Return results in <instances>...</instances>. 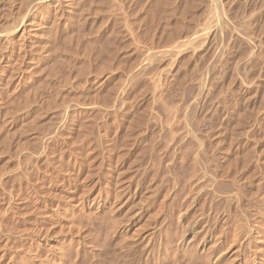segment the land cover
Here are the masks:
<instances>
[{"label": "rangeland", "instance_id": "374dc122", "mask_svg": "<svg viewBox=\"0 0 264 264\" xmlns=\"http://www.w3.org/2000/svg\"><path fill=\"white\" fill-rule=\"evenodd\" d=\"M9 1H0L1 19L10 14H6L11 7ZM83 1L85 6L87 3L91 6L88 10L86 8L88 12L84 9ZM89 1L79 0L78 9L83 6L79 11L83 9L81 15L85 19L88 18L83 24L81 22L84 18L79 17V11H76L79 16L75 12L61 11L58 15L62 16L57 15L58 19H53L55 22H52L51 18L49 27L52 28L54 23L57 28L53 26L50 30L48 27L50 31L47 29L45 34L50 35L49 32L53 29H56L57 33L53 32L51 37L46 35L52 39L46 40L50 41L49 44L44 42L47 37L44 38L43 34L41 37L44 40H37V45L40 46L32 51L33 57H39L40 66L35 69L37 74L34 73L35 76L25 82L16 78L0 92V264H11L7 256L9 251L17 252L20 257L25 256L24 259H29L28 262H31L28 257L36 254L38 261L43 260L42 264H54L55 262L45 255V247L50 244H75L78 240L84 242L81 250L83 253L80 251L84 256H80V252V255L76 256L73 245L67 246L71 254L69 260L73 258L72 253L76 257L74 260H77V263L72 260L74 264H96L92 257L93 251L100 254V264H226L225 260H229L230 253H236L235 248L241 253L245 252L244 255H251L245 264H252V255L257 246L262 248L259 252L264 254V0H223L227 14L218 10L217 4L214 5L215 0H165L167 3L164 0H106L107 3L105 0ZM114 1L119 3L116 2L115 6ZM143 2L147 9L142 6ZM6 4H9V7H6ZM163 4L168 6L164 7ZM112 5L116 7L115 10L112 8L116 13L108 9ZM20 10L23 14V9ZM99 11L101 13H98ZM86 13L91 14L86 17ZM68 15H72L71 19L64 18ZM7 16L5 18H8ZM77 17L80 19H75ZM72 20L75 24L71 23ZM56 21H59V24ZM135 21L140 22L134 23ZM210 21L215 26H219V23L224 26H220V33H216L219 37L215 35L219 42H215L214 37L215 40L212 39L213 42L209 44L199 41V45L197 42H191L192 45L189 46L188 39L192 40L196 34L208 31L213 25ZM79 23L81 26H78ZM213 26L210 29H214ZM130 30L134 34L129 32ZM66 38L68 40L63 41ZM135 38L139 39L138 44ZM130 40L135 41V44H128ZM42 43L46 49L49 47L48 55ZM123 45L129 46L125 48ZM136 45L138 50L135 49ZM143 45L144 48H141ZM147 46L151 51L153 49L155 55L145 68L140 65L148 62L142 61ZM217 47L221 50L223 48V51ZM140 48L145 49L144 52ZM59 49H62V52L64 50L65 54ZM164 50L170 53L161 54ZM133 61L139 63L136 65ZM26 66L27 63L24 67ZM107 68H113V71ZM167 68L169 69L166 70ZM201 84L206 90V97H203L200 109L199 105L194 109L193 101ZM184 131L189 134L180 140L179 135ZM199 140L206 142L205 149L201 148ZM191 168L209 174L203 179L205 184L207 182L209 185L211 178L214 179V190L211 193L198 194L195 189H191L190 193L191 187L187 183V177L193 173H202L195 172L194 169L191 174ZM186 180V183L182 182ZM111 181L116 182L115 185L110 184ZM101 189H106L111 194L98 198L96 194ZM195 196L196 198H193ZM225 196L236 200L232 204L228 203L224 200ZM94 197H97L96 201L91 202ZM207 214L212 225L215 224L214 228L210 229L212 236L209 237L205 235V223L201 225L200 222H195ZM218 215L224 216L223 220H218ZM73 222L79 224L76 226ZM239 222L252 224L250 229L253 240L247 239V245L241 240L233 246L230 242L231 235ZM196 223L204 226L202 230L206 228L205 234L204 230L201 232L200 225V233L198 229L196 234L190 231L192 224ZM58 228L63 229L57 232ZM64 229L69 233L64 232ZM37 231L40 234L36 233ZM107 236L109 238H106ZM30 237L32 238L27 239ZM35 239L38 240L37 243ZM111 240L116 242L115 246ZM215 240L217 245L213 244ZM18 242L26 244L24 249H28L24 252L23 246H19L22 244ZM185 243L187 244L184 245ZM14 244L21 248L13 246ZM12 247L23 251L18 252ZM217 255H220L219 260H216Z\"/></svg>", "mask_w": 264, "mask_h": 264}, {"label": "bare ground", "instance_id": "6f19581e", "mask_svg": "<svg viewBox=\"0 0 264 264\" xmlns=\"http://www.w3.org/2000/svg\"><path fill=\"white\" fill-rule=\"evenodd\" d=\"M0 1H2V0H0ZM11 1V7H9L7 4L5 5L6 7L8 6L9 8H8V12L6 13V14H9L8 16L7 15H5V16H7L8 18H5V16L3 17L4 19H1L0 18V92L2 91V89L5 87V89H6V85H8V84H10V82L12 81L13 82V80L14 79H16V78H18L20 81L21 80H23V82H25L27 79H30L33 75H34V73H36L35 72V69L37 68H39L38 66H40L39 65V57L37 58V57H33V49L35 48V47H37L38 45V43L39 42H41V41H43L44 40V38L45 37H47V36H50L53 32H56L54 29H53V31L52 32H49V34L50 35H47V34H45L46 33V31H47V29H48V27L50 26L49 25V23L51 22V18H52V22H55L54 20H56V19H58V18H56V17H61L62 15H58L61 11H67V12H75L76 13V11L78 12L79 10H80V8L82 7L83 8V6H85V2L83 1V6H81L79 9H78V4H79V0H10ZM10 1H9V3H10ZM86 2H87V0H85ZM89 1V0H88ZM90 1H92V0H90ZM90 1H89V3H90ZM101 1H103V0H101ZM100 1V2H101ZM108 1V0H107ZM152 1V0H151ZM154 1V0H153ZM158 1V0H157ZM165 1V0H164ZM197 1V0H196ZM209 1V0H208ZM5 2H6V0H5ZM81 2V1H80ZM97 2H99V0L97 1ZM105 2H106V0H105ZM116 2H118V1H114V5L116 6L117 5V3ZM124 2H125V0H124ZM134 2V1H133ZM136 2V1H135ZM142 2V1H141ZM145 2V1H144ZM143 2V3H144ZM146 2H147V0H146ZM149 2V1H148ZM166 2V1H165ZM207 2V1H206ZM205 2V3H206ZM216 2V3H215ZM82 3V2H81ZM92 3V2H91ZM93 3H94V1H93ZM96 3V2H95ZM104 3V2H103ZM107 3V2H106ZM105 3V4H106ZM111 3V2H110ZM109 3V4H110ZM116 3V4H115ZM119 3V2H118ZM152 3V2H151ZM167 3V2H166ZM214 5H216L217 4V7H219V9L218 10H221V11H219V13L221 12V13H226L227 11H225L224 10V4H223V0H215L214 1ZM98 4V3H97ZM112 4H113V2H112ZM150 4V3H149ZM156 3L154 2V5H155ZM160 4V3H159ZM158 4V5H159ZM165 4V3H164ZM163 4V5H164ZM80 5H82V4H80ZM88 5V7H86ZM92 5V4H91ZM94 5V4H93ZM108 5V4H107ZM123 5H125L124 3H123ZM152 5V4H151ZM162 5V4H161ZM167 6H168V4H166ZM166 5H164V7L166 6ZM206 5V4H205ZM86 6H85V11H86V8H87V10H88V8H89V6H90V4H86ZM100 6H102V4L100 5ZM105 6V5H104ZM113 7V5H112V7H110L109 6V8L108 9H111V11H113V12H117V11H114L115 10V8L116 7ZM118 6L120 7L121 5H119L118 4ZM117 6V7H118ZM128 6V5H127ZM126 6V7H127ZM134 6V5H133ZM136 6V5H135ZM142 6H145V3H144V5H142ZM199 6V5H198ZM207 6V5H206ZM209 6V5H208ZM207 6V7H208ZM6 7H4V8H6ZM91 7V6H90ZM124 8H125V6H123ZM148 7V6H147ZM151 7V6H150ZM150 7H148V8H150ZM206 7V8H207ZM210 7V6H209ZM213 6H211V9H213L212 8ZM216 7V6H215ZM216 7V8H217ZM227 7V6H226ZM2 7H0V9H1ZM23 9V14L20 12V11H22V10H20V9ZM97 8H99V7H97ZM102 8V7H101ZM106 8V7H105ZM112 8H114V10L112 9ZM120 8H122V7H120ZM131 8V7H130ZM134 8V7H133ZM145 8H146V6H145ZM159 8H161V6L159 7ZM10 9V10H9ZM24 9H25V11H24ZM95 9V8H94ZM137 9V8H136ZM140 9H141V7H140ZM147 9V8H146ZM163 9V8H162ZM2 10V9H1ZM7 10V9H6ZM83 9H81V11H79L78 12V14H80L81 15V13L84 11H82ZM98 9H96V11H97ZM102 10H106V9H102ZM101 10V11H102ZM132 10V9H131ZM164 10V9H163ZM183 10V9H182ZM230 10V9H229ZM4 11V10H3ZM10 11V12H9ZM93 11V10H92ZM95 11V10H94ZM109 11V10H108ZM107 11V12H108ZM124 11H125V9H124ZM137 11V10H136ZM136 11L134 12V11H132V12H134V13H136ZM217 11V10H216ZM1 12V11H0ZM6 12V11H5ZM86 12H88V11H86ZM89 12H90V10H89ZM104 11H102V13H103ZM118 12H120V11H118ZM156 12V11H155ZM161 12V11H160ZM167 12V11H166ZM208 12V11H207ZM85 13V12H84ZM94 13V12H93ZM95 13H97V12H95ZM98 13H101L100 11L98 12ZM111 13V12H110ZM168 13V12H167ZM228 13V12H227ZM226 13V14H227ZM20 14V15H19ZM22 14V15H21ZM66 14H68V13H66ZM66 14H64V15H66ZM74 14V13H73ZM77 13H76V15H78ZM91 13H86V14H84L85 16L86 15H90ZM113 14V13H112ZM129 14V13H128ZM132 13H130L129 15H131ZM137 14V13H136ZM135 14V15H136ZM154 14V13H153ZM156 15H157V13H155ZM159 14V13H158ZM170 14V13H169ZM225 14V15H226ZM1 16H2V14H0ZM19 15V16H18ZM58 15V16H57ZM82 15H83V13H82ZM79 16V17H82V18H84L85 19V17L84 16ZM96 15V14H95ZM94 15V16H95ZM107 15V14H106ZM134 15V14H133ZM134 15V16H135ZM171 15V14H170ZM222 15V14H221ZM220 15V16H221ZM0 16V17H1ZM69 16V15H68ZM64 17V18H70L71 19V17L70 16H72V15H70L69 17ZM98 16V15H97ZM109 16V15H108ZM111 16V15H110ZM154 16L155 15H153V19H154ZM166 16H168V15H166ZM175 16V15H174ZM218 17H220L219 15H217ZM79 17H77V18H75V19H80ZM87 17V16H86ZM112 17H113V15H112ZM56 18V19H55ZM73 19H74V15H73V17H72ZM95 18V17H94ZM104 18V17H103ZM115 18V17H114ZM118 18V17H117ZM121 18V17H120ZM129 18V17H128ZM134 18V17H133ZM144 18V17H143ZM157 18V17H156ZM167 18V17H166ZM54 19V20H53ZM59 19H61V18H59ZM69 19V20H70ZM83 19V20H84ZM88 19V18H87ZM87 19H85L84 21L82 20V24H83V22L85 23V21L87 20ZM119 19V18H118ZM122 19V18H121ZM140 19V18H139ZM212 19V18H211ZM214 19V18H213ZM223 19V18H222ZM63 20V19H62ZM67 19H65V21H66ZM77 20H75L76 22H79V21H77ZM99 20V19H98ZM111 20V19H110ZM117 20V19H116ZM116 20H115V22H116ZM120 20V19H119ZM127 20V19H126ZM207 20H209V18L207 19ZM216 20V19H215ZM215 20H213V22L215 21ZM218 20H221V19H218ZM60 21V20H59ZM59 21H56V23H58ZM73 21V20H72ZM71 21V23H74L75 24V22L73 21L72 22ZM100 21V20H99ZM114 21V20H113ZM129 21V20H128ZM133 21V20H132ZM145 21H147V20H145ZM151 21V20H150ZM68 22V21H67ZM87 22V21H86ZM123 22V21H122ZM122 22H120L121 24H122ZM130 22V21H129ZM137 22H140V21H137ZM136 21L134 22V23H137ZM143 22V21H142ZM149 22V21H148ZM154 22V21H153ZM210 22H212V21H210ZM209 22V23H210ZM213 22L212 23H210V24H213ZM216 22V21H215ZM214 22V24H216ZM220 21H218V23H219ZM221 22H222V20H221ZM63 23H65V22H63ZM81 23H79L78 24V26L81 24ZM95 23V22H94ZM101 23V22H100ZM119 23V22H118ZM127 23V22H126ZM144 23H146V22H144ZM152 23V22H151ZM208 23V24H209ZM223 23V22H222ZM227 23V22H226ZM54 23H52V28H53V26H55V25H53ZM59 24V23H58ZM66 24H69V23H66ZM74 24H73V26H74ZM93 24V23H92ZM103 24H105V23H103ZM113 24V23H112ZM133 24V23H132ZM142 24V23H141ZM213 24V25H214ZM60 25H62L61 24V22H60ZM64 25V24H63ZM70 25V24H69ZM114 25V24H113ZM119 25V24H118ZM123 25H125V24H123ZM122 25V26H123ZM137 25V24H136ZM139 25V24H138ZM166 25V24H165ZM212 25V26H213ZM223 24H220L219 23V26H218V24L215 26V28L214 29H210L212 26H210V28L208 27V26H206V27H208L209 28V30L208 31H206V32H202V33H200V34H196L193 38H191L192 40H190V39H188V45L190 46V44H191V42L194 44V42H201V41H203L204 43H208L209 44V42H211L212 41V39L213 40H215L214 39V37H215V35L216 36H218L219 34H216V33H220L219 32V30H220V26H222ZM224 25H225V23H224ZM68 26V25H67ZM75 26H77V23H76V25ZM81 26V25H80ZM112 26V25H111ZM128 26V25H127ZM131 26V25H130ZM133 26V25H132ZM143 26V25H142ZM148 26V25H147ZM157 26V25H156ZM168 26V25H167ZM213 26V27H214ZM217 26H218V28H217ZM228 26H229V24H228ZM227 26V27H228ZM59 27H61V26H59ZM64 27V26H63ZM83 27V26H82ZM92 27V26H91ZM106 27V26H105ZM161 27V26H160ZM162 27H163V25H162ZM206 27H204L205 29H206ZM222 27H224V26H222ZM49 28H51V27H49ZM52 28L50 29V30H52ZM55 28H57V26H55ZM66 28V27H65ZM68 28V27H67ZM73 28H75V27H73ZM72 28V29H73ZM77 28H79V27H77ZM125 28V27H124ZM128 28V27H127ZM138 28V27H137ZM145 28V27H144ZM143 28V29H144ZM165 28H166V26H165ZM64 29V28H63ZM76 29V28H75ZM116 29V28H115ZM149 29H150V27H149ZM202 29V28H201ZM219 29V30H218ZM49 30V29H48ZM49 30V31H50ZM59 30V29H58ZM57 30V31H58ZM61 30H62V27H61ZM61 30H59V31H61ZM70 30V29H69ZM77 30V29H76ZM75 30V31H76ZM133 30V29H132ZM136 30V29H135ZM152 30V29H151ZM63 31H65L66 32V30L64 29ZM71 31V30H70ZM74 31V32H75ZM78 31V30H77ZM98 31V30H97ZM127 31V30H126ZM141 32H142V30H140ZM202 31V30H201ZM62 32V31H61ZM79 32V31H78ZM116 32V31H115ZM121 32V31H120ZM129 32H131V33H133L131 30L129 31ZM128 32V33H129ZM144 32V31H143ZM148 32V31H147ZM156 32V31H155ZM224 32V31H223ZM57 33V32H56ZM72 33V32H71ZM77 33V32H76ZM96 33V32H95ZM113 33V32H112ZM146 33V32H145ZM43 34H45V36H43ZM62 34V33H61ZM70 34V33H69ZM75 34V33H74ZM93 34V33H92ZM97 34V33H96ZM117 34V33H116ZM115 34V35H116ZM122 34V33H121ZM134 34V33H133ZM132 34V35H133ZM135 34H136V32H135ZM138 34V33H137ZM140 34V33H139ZM148 34H149V32H148ZM147 34V35H148ZM151 34V33H150ZM158 34V33H157ZM169 34V33H168ZM47 35V36H46ZM53 35V34H52ZM51 35V36H52ZM56 35V34H55ZM63 35V34H62ZM108 35H109V33H108ZM119 35V34H118ZM118 35H117V37H118ZM123 35V34H122ZM142 35H144L143 33H142ZM155 35V34H154ZM159 35V34H158ZM41 36H43L44 38H42ZM50 36V37H51ZM65 36H67V35H64V37ZM70 36H71V34H70ZM120 36V35H119ZM130 35H128V37H129ZM139 36V35H138ZM157 36V35H156ZM164 36V35H163ZM50 37L48 38H46L45 40H44V42L48 39V40H52V39H50ZM55 37V36H54ZM59 37V36H58ZM58 37H56V38H58ZM68 37V36H67ZM82 37V36H81ZM105 37V36H104ZM126 37V36H125ZM127 37V38H128ZM131 37V36H130ZM140 37H142L141 35H140ZM139 37V38H140ZM219 37V36H218ZM43 39V40H41V41H39V39ZM83 38V37H82ZM101 38V37H100ZM133 38H134V36H133ZM132 38V39H133ZM143 38V37H142ZM149 38H150V36H149ZM148 38V39H149ZM168 38V37H167ZM170 38V37H169ZM168 38V39H169ZM216 38V41L215 42H217L218 40V38L217 37H215ZM60 39H61V36H60ZM63 39V38H62ZM73 39V38H72ZM77 39V38H76ZM78 39H79V37H78ZM109 39V38H108ZM120 39V38H119ZM118 39V40H119ZM122 39V38H121ZM129 39V38H128ZM37 40L39 41V42H37ZM65 40H68L67 38L66 39H64L63 41H65ZM105 40H106V38H105ZM123 40H124V38H123ZM122 40V41H123ZM134 40V39H133ZM138 41H139V39H137ZM136 40V38H135V41H136V43L138 44V41ZM142 40V39H141ZM144 40H145V37H144ZM144 40H142V42L144 41ZM151 40V39H150ZM238 40V39H237ZM74 41V40H73ZM108 41V40H107ZM110 41V40H109ZM122 41H121V43H122ZM135 41L134 42H131V40H130V42L128 43V44H135ZM147 41V40H146ZM145 41V42H146ZM47 42V41H46ZM48 42H50V41H48ZM47 42V43H48ZM54 42V41H53ZM57 42H59V40H57ZM62 42V41H61ZM66 42V41H65ZM68 42V41H67ZM105 42V41H104ZM141 42V41H140ZM141 42V43H142ZM150 42V41H149ZM166 42V41H165ZM213 42V41H212ZM219 42V41H218ZM240 42V41H239ZM244 42V41H243ZM73 43V42H72ZM72 43H69V44H72ZM106 43V42H105ZM110 43V42H109ZM115 43V42H114ZM124 43V42H123ZM140 43V44H141ZM154 43H155V41H154ZM167 43V42H166ZM165 43V44H166ZM178 43H180V42H178ZM181 43H182V41H181ZM186 43V42H185ZM249 43V42H248ZM43 44V43H42ZM49 44V43H48ZM87 44V43H86ZM119 44V43H118ZM125 44V43H124ZM126 44H127V42H126ZM133 44V45H134ZM143 44L145 45V43L143 42ZM147 44V43H146ZM170 44V43H169ZM177 44V43H176ZM184 44V43H183ZM182 44V45H183ZM202 44V43H201ZM217 44V43H216ZM45 45H46V43H45ZM56 45H57V43H56ZM63 45V44H62ZM142 45V44H141ZM144 45H143V47L142 46H140L141 48H144ZM150 45V47H151V44H149ZM171 45V44H170ZM178 45V44H177ZM192 45V44H191ZM197 45H199V43L197 44ZM204 45V44H203ZM223 45V44H222ZM39 46H40V44H39ZM38 46V47H39ZM43 46H44V44H43ZM42 46V47H43ZM49 46V45H48ZM66 46V45H65ZM64 46V47H65ZM100 46H102L103 47V45H100ZM105 46V45H104ZM118 46V45H117ZM124 46V45H123ZM127 46H129V45H127ZM127 46H124L125 48L127 47ZM180 46V45H179ZM179 46H177V48L179 47ZM196 46V45H195ZM37 47V48H38ZM42 47H40V49L42 48ZM45 47V46H44ZM57 47V46H56ZM62 47V46H61ZM72 47V46H71ZM108 47V46H107ZM139 47V46H138ZM149 46H147V47H145L147 50H146V52L142 55V53H141V55H142V57H143V60L142 61H148L147 63H144V65H140V66H143V67H145L146 66V64H150L149 63V61L151 60H153L152 58L154 57V55H155V53L153 52V49H152V51L148 48ZM165 47V46H164ZM163 47V48H164ZM174 47H175V45H174ZM173 47V48H174ZM209 47V46H208ZM220 47V46H219ZM226 47V46H225ZM36 48V51L38 50ZM109 48V47H108ZM116 48V47H115ZM119 48V47H118ZM117 48V49H118ZM128 48V47H127ZM140 48V49H141ZM151 48H153V47H151ZM172 48V47H171ZM172 48V49H173ZM212 48V47H211ZM254 48V47H253ZM39 49V50H40ZM45 49H46V47H45ZM65 49V48H64ZM92 49H93V47H92ZM104 49V48H103ZM107 49V48H106ZM122 49V48H121ZM130 49V48H129ZM135 49H137L138 50V48H137V45H136V48ZM135 49H132V50H135ZM192 49V48H191ZM213 49V48H212ZM211 49V50H212ZM217 49L218 50H221V48L219 49L218 47H217ZM252 49V48H251ZM47 50H49V47H48V49H46L45 50V53L47 52V54L46 55H48V52L49 51H47ZM52 50V49H51ZM54 50V49H53ZM57 50H58V48H57ZM56 50V51H57ZM60 50V49H59ZM62 50V49H61ZM60 50V51H61ZM66 50V49H65ZM72 50V49H71ZM90 50V49H89ZM94 50V49H93ZM123 50V49H122ZM143 52H144V50L143 49H141ZM141 50H139V51H141ZM165 50H167V49H165ZM164 50V52H162L161 54H164V55H166V53H170L169 51L167 52V51H165ZM168 50H170V49H168ZM190 50V49H189ZM193 50H194V47H193ZM195 50H196V47H195ZM225 50V49H224ZM33 51V52H32ZM69 51V50H68ZM84 51V50H83ZM91 51V50H90ZM104 51V50H103ZM102 51V52H103ZM206 51V50H205ZM223 51V48H222V50H221V52ZM43 52L44 51H42V54H43ZM62 52V51H61ZM66 52V51H65ZM71 52V51H70ZM120 52V51H119ZM132 52V51H131ZM220 52V51H219ZM256 52V51H255ZM258 52V51H257ZM36 53V52H35ZM55 53H57V52H54V54ZM58 53H60V52H58ZM112 53V52H111ZM172 53V52H171ZM180 53V52H179ZM190 53V52H189ZM194 53V52H193ZM37 54V53H36ZM41 54V53H40ZM41 54V55H42ZM50 54H51V52H50ZM49 54V55H50ZM52 54H53V52H52ZM62 54H65L64 53V50H63V52H62ZM67 54V53H66ZM74 54V53H73ZM76 54V53H75ZM85 54H86V52H85ZM116 54V53H115ZM129 54H130V52H129ZM157 54V53H156ZM192 54V53H191ZM212 54V53H211ZM218 54V53H217ZM217 54H215V56L217 55ZM256 54H258V53H256ZM45 55V57H48V56H46ZM58 55V54H57ZM70 55V54H69ZM106 55V54H105ZM114 55V54H113ZM62 56V55H61ZM122 56V55H121ZM160 56V55H159ZM174 56H176V55H174ZM220 56H222L221 54H220ZM252 56V55H251ZM50 57H51V55H50ZM53 57V56H52ZM84 57V56H83ZM108 57V56H107ZM114 57V56H113ZM126 57H128V56H126ZM253 57V56H252ZM49 58V57H48ZM55 58V57H54ZM54 58H52V59H54ZM67 58V57H66ZM135 58H136V56H135ZM134 58V59H135ZM219 58V57H218ZM257 58V57H256ZM45 59V58H44ZM47 59V58H46ZM56 59H57V57H56ZM59 59V58H58ZM70 59V57L68 58V60ZM106 58H104V60H105ZM116 59H117V57H116ZM140 59V58H139ZM161 59V58H160ZM40 60H42V59H40ZM158 60V59H157ZM156 60V61H157ZM47 61H49L48 59H47ZM51 61V60H50ZM60 61H61V59H60ZM67 61V60H66ZM73 61V60H72ZM106 61V60H105ZM139 61V60H138ZM142 61L140 62V63H142ZM150 61V62H151ZM162 61V60H161ZM207 61V60H206ZM220 61V60H219ZM58 62V61H57ZM57 62H55L54 61V63H57ZM62 62V61H61ZM64 62V61H63ZM62 62V63H63ZM107 62V61H106ZM112 62V61H111ZM135 61H133V63H134ZM137 62V61H136ZM139 62H137V63H139ZM218 62V61H217ZM250 62V61H249ZM26 63H27V66H26V68L24 67L25 65H26ZM45 63H47V62H45ZM44 63V64H45ZM51 64H53L52 62H50ZM66 63V62H65ZM69 63H70V61H69ZM130 63V62H129ZM137 63H134V64H136L137 65ZM212 63V62H211ZM48 64V63H47ZM111 64V63H110ZM134 64H133V66H134ZM152 64V63H151ZM212 64H214V63H212ZM247 64V63H246ZM49 65V64H48ZM57 65H59V64H57ZM66 65V64H65ZM68 65V64H67ZM86 65V64H85ZM139 65V64H138ZM210 65V64H209ZM221 65V64H220ZM43 66H45V65H43ZM53 65H51V67H52ZM110 66V65H109ZM108 66V67H109ZM130 66V65H129ZM139 66V67H140ZM45 67H47V66H45ZM73 67H75V66H73ZM72 67V68H73ZM113 67V66H112ZM142 67V68H143ZM146 67H148V66H146ZM145 67V68H146ZM212 67H213V65H212ZM41 68V67H40ZM61 68V67H60ZM59 68V69H60ZM89 68V67H88ZM115 68V67H114ZM118 68V67H117ZM131 69H132V67H130ZM134 68H135V66H134ZM141 68V69H142ZM47 69V68H46ZM68 69V68H67ZM107 69H109V71L110 70H112V69H110V68H107ZM120 69V68H119ZM118 69V70H119ZM139 69V68H138ZM138 69H136V70H138ZM169 68H167L166 70H168ZM70 70V69H69ZM68 70V71H69ZM86 70V69H85ZM96 70V69H95ZM102 70H103V68H102ZM105 70V69H104ZM115 70V69H114ZM144 70V69H143ZM165 70V71H166ZM40 71H42L43 72V70H42V68H41V70ZM39 71V72H40ZM107 71V70H106ZM113 71V70H112ZM124 71H126V70H124ZM128 72H129V70H127ZM42 72H40V73H42ZM51 72V71H50ZM49 72V73H50ZM78 72H79V70H78ZM100 72V71H99ZM102 72V71H101ZM130 72H132V71H130ZM137 72H139V71H137ZM141 72H142V70H141ZM141 72H140V74H141ZM39 73V74H40ZM56 73V72H55ZM82 73H84V72H82ZM96 73V72H95ZM103 73V72H102ZM149 73V72H148ZM160 73V72H159ZM37 74V73H36ZM46 74H47V71H46ZM62 74V73H61ZM60 74V75H61ZM74 74V73H73ZM94 74V73H93ZM106 74H108V73H106ZM126 75H127V73H125ZM124 74V75H125ZM129 74V73H128ZM131 74V73H130ZM139 74V75H140ZM42 75V74H41ZM63 75V74H62ZM84 75V74H83ZM97 75V74H96ZM100 75V74H99ZM98 75V76H99ZM102 75V74H101ZM104 75V74H103ZM109 75V74H108ZM125 75V76H126ZM133 77H134V72H133ZM138 75V76H139ZM143 75H145V73L143 74ZM143 75H142V77H143ZM155 75V74H154ZM202 75V74H201ZM204 75V74H203ZM35 76V75H34ZM47 76H49V75H47ZM74 76V75H73ZM87 76V75H86ZM105 76V75H104ZM107 76V75H106ZM130 76V75H129ZM128 76V77H129ZM137 76V75H136ZM52 77V76H51ZM78 77V76H77ZM101 77V76H100ZM127 77V78H128ZM131 77V76H130ZM132 77V78H133ZM144 77H146V76H144ZM159 77V76H158ZM45 78V77H44ZM66 79H67V77H65ZM69 78V77H68ZM74 77H72V79H73ZM79 78V77H78ZM107 78V77H106ZM120 78V77H119ZM118 78V79H119ZM156 78V77H155ZM39 79V78H38ZM54 79H56V78H54ZM84 79V78H83ZM97 79H99V77H97ZM117 79V80H118ZM125 79V78H124ZM129 79V78H128ZM128 79L126 80V81H128ZM131 79V78H130ZM176 79V78H175ZM203 79V78H202ZM31 80V79H30ZM109 80V79H108ZM156 80V79H155ZM18 81V80H17ZM42 81H44V80H42ZM46 81V80H45ZM69 81V80H68ZM67 81V82H68ZM124 81V80H123ZM171 81V80H170ZM28 82H29V80H28ZM88 82V81H87ZM114 82V81H113ZM112 82V83H113ZM160 82V81H159ZM46 83V82H45ZM93 83V82H92ZM99 83V82H98ZM119 83H121L120 81H119ZM20 84V83H19ZM42 85H43V83H42ZM91 85V84H90ZM144 85V84H143ZM202 86H200L199 88V91H198V93H197V96H196V98H195V100L193 101V103H194V109L196 108V107H198V105H199V109H200V105L202 104V99H203V97H204V95H205V93H204V91H206L205 90V88H204V85L203 84H201ZM9 86V85H8ZM7 86V87H8ZM15 86V85H14ZM100 86V85H99ZM113 86V85H112ZM117 86V85H116ZM168 86V85H167ZM24 87V86H23ZM107 87V86H106ZM114 87V86H113ZM124 87V86H123ZM17 88V87H16ZM16 88H15V90L14 91H16ZM20 87H18L17 89H19ZM37 88V87H36ZM95 88V87H94ZM117 88V87H116ZM29 89H31L30 87H29ZM38 89V88H37ZM108 89V88H107ZM111 89H112V87H111ZM114 89V88H113ZM127 89H128V87H127ZM23 90V89H22ZM27 90H28V88H27ZM101 90H103V89H101ZM115 90V89H114ZM118 90V89H117ZM123 90H125V89H123ZM3 91H4V89H3ZM10 91V90H9ZM13 91V92H14ZM19 91H21V90H19ZM30 91V90H29ZM25 92V91H24ZM88 92V91H87ZM96 92H97V90H96ZM110 92H111V90H110ZM121 92H123L122 91V88H121ZM121 92H119V93H121ZM3 93V92H2ZM7 93V92H6ZM59 93V92H58ZM129 93V92H128ZM1 94V93H0ZM98 94V93H97ZM109 94V93H108ZM3 95H5V94H3ZM11 95V94H10ZM104 95V94H103ZM112 95V94H111ZM115 96V95H114ZM1 97V96H0ZM119 97V96H118ZM206 97V96H205ZM205 97H204V99H205ZM193 98V97H192ZM110 99V98H109ZM152 99V98H151ZM154 99V98H153ZM170 99V98H169ZM168 100V99H167ZM0 101H2V100H0ZM169 101V100H168ZM201 102V103H200ZM1 103V102H0ZM154 104V103H153ZM84 106V105H83ZM203 108V107H202ZM198 109V110H199ZM119 110V109H118ZM189 110V109H188ZM200 112V111H199ZM171 113V112H170ZM176 113V112H175ZM121 114V113H120ZM150 114V113H149ZM5 115V114H4ZM69 116V115H68ZM61 117V116H60ZM59 117V118H60ZM63 117V116H62ZM158 117V116H157ZM71 118V117H70ZM88 118V117H87ZM86 119V118H85ZM157 119V118H156ZM160 119V118H159ZM84 120V119H83ZM54 121V120H53ZM61 121V120H60ZM80 124V123H79ZM57 125V124H56ZM60 125V124H59ZM171 127V126H170ZM51 128V127H50ZM57 128V127H56ZM86 129V128H85ZM153 130V129H152ZM184 130V129H183ZM161 131H162V129H161ZM178 131V130H177ZM181 131H182V129H181ZM166 132V131H165ZM173 132H174V130H173ZM100 133V132H99ZM164 133V132H163ZM171 133H172V131H171ZM177 133V132H176ZM46 134V133H45ZM140 134V133H139ZM189 134V132L188 131H184V133H182V135L180 136L179 135V137H180V140H182L184 137H186V135H188ZM168 135V134H167ZM199 135V134H198ZM130 136V135H129ZM137 136V135H136ZM167 137V136H166ZM172 137V136H171ZM205 137V136H204ZM130 138V137H129ZM190 138V137H189ZM43 139V138H42ZM158 139V138H157ZM169 139V138H168ZM206 139V138H205ZM170 140H172V139H170ZM161 141V140H160ZM169 141V140H168ZM200 141V140H199ZM47 142V141H46ZM134 142V141H133ZM147 143V142H146ZM165 143V142H164ZM169 144V143H168ZM173 144V143H172ZM208 144V143H207ZM200 145H201V148H204L205 149V147H207V145H206V142L205 141H200ZM166 146V145H165ZM209 146V145H208ZM173 148V147H172ZM37 149V148H36ZM171 149V148H170ZM179 149V148H178ZM117 151H118V149H117ZM173 151V150H172ZM177 151V150H176ZM208 151V150H207ZM170 152V151H169ZM158 153V152H157ZM160 153V152H159ZM54 154V153H53ZM194 155V154H193ZM197 155V154H196ZM214 155V154H213ZM40 157V156H39ZM196 156H194V158H195ZM222 157V156H221ZM224 157V156H223ZM217 158V157H216ZM225 158V157H224ZM26 160V159H25ZM160 160V159H159ZM181 160H183V159H181ZM54 161V160H53ZM168 161V160H167ZM195 161V160H194ZM199 161V160H198ZM233 161V160H232ZM244 161V160H243ZM26 162V161H25ZM94 162V161H93ZM108 162V161H107ZM196 162H197V158H196ZM211 162V161H210ZM172 163H174V162H172ZM191 163H192V161H191ZM199 163V162H198ZM166 164V163H165ZM193 164V163H192ZM207 164V163H206ZM244 164V163H243ZM191 165V164H190ZM195 165V164H194ZM213 165V164H212ZM230 165V164H229ZM93 166V165H92ZM165 166V165H164ZM192 166V165H191ZM216 166V165H215ZM219 166V165H218ZM244 166H245V164H244ZM243 166V167H244ZM27 167V166H26ZM193 167V166H192ZM198 167V166H197ZM213 167V166H212ZM237 167V166H236ZM221 168V167H220ZM242 168V167H241ZM109 169V168H108ZM190 169V168H189ZM195 170L197 169V168H194ZM194 169H192L191 168V170H189V171H191L190 173L192 174L195 170ZM107 170V169H106ZM111 170V169H110ZM169 170V169H168ZM176 170H177V168H176ZM187 170V169H186ZM185 170V171H186ZM192 170H194V171H192ZM138 171V170H137ZM178 171V170H177ZM183 171V170H182ZM121 172V171H120ZM180 172H181V170H180ZM195 172H198L197 170L195 171ZM200 172H202V173H200ZM218 172V171H217ZM244 172V171H243ZM93 173V172H92ZM110 173H111V171H110ZM157 173V172H156ZM177 173V172H176ZM183 173V172H182ZM189 173V172H188ZM187 173V174H188ZM198 173H200V174H197V173H193L189 178L187 177V180H188V182H187V180L186 181H182V182H184V183H188L189 185H190V193H191V189H192V191H194V189L195 190H198V194H207V193H211L212 192V190H214L213 189V187H214V184H215V181H214V179H212L211 178V183H209V185H208V183L206 182V184H205V182L203 183V179L208 175L209 176V174L207 173V172H203V171H200L199 170V172ZM239 173V172H238ZM110 175V174H109ZM119 175V174H118ZM181 175V174H180ZM218 175V174H217ZM242 176V175H241ZM113 177V176H112ZM214 177V176H213ZM115 177H113V179H114ZM162 178V177H161ZM233 178V177H232ZM109 179H110V177H109ZM112 179V178H111ZM115 179H117V178H115ZM176 179V178H175ZM206 179V178H205ZM223 179V178H222ZM183 180H184V178H183ZM225 180V179H224ZM229 180H231L230 178H229ZM118 181V180H117ZM115 182V181H114ZM179 182V181H178ZM13 183V182H12ZM113 184V185H115V183H113V181H111L110 182V184ZM118 183V182H117ZM32 184V183H31ZM218 184V183H217ZM234 184V183H233ZM109 185V184H108ZM117 186V185H116ZM174 186V185H173ZM176 186H179V184H176ZM106 187V186H105ZM110 187H111V185H110ZM114 187V186H113ZM108 188V187H107ZM174 188V187H173ZM172 188V189H173ZM218 188V187H217ZM182 189H184V188H182ZM237 189V188H236ZM29 190V189H28ZM90 190V189H89ZM113 190V189H112ZM119 190V189H118ZM189 190V189H188ZM218 192H221V191H218ZM108 193H110L108 190H106V189H101V190H99V192H98V194H96L97 196H98V198L100 197V196H106ZM119 193V192H118ZM192 193H194V192H192ZM195 193H196V195H197V192L195 191ZM195 193H194V195H195ZM111 194V193H110ZM213 194V193H212ZM115 196H116V194H115ZM118 196V195H117ZM116 196V197H117ZM197 196H199V195H197ZM223 197V196H222ZM83 198V197H82ZM81 198V199H82ZM97 197H94L93 198V201H92V199H91V202H94V201H96L95 199H96ZM193 198H196V196L195 197H193ZM206 198V197H205ZM81 199L79 200V201H81ZM103 199V198H102ZM118 199V198H117ZM213 199V198H212ZM220 199V198H219ZM221 199H223V198H221ZM87 200V199H86ZM192 200V199H191ZM224 200L226 201V202H228V203H233V201L234 200H236V199H232L231 198V196H225L224 197ZM193 201V200H192ZM218 202H219V200H217ZM83 202V201H82ZM216 202V201H215ZM78 203V202H77ZM203 203V202H202ZM235 203V202H234ZM80 204V203H79ZM89 205H90V203H89ZM88 205V206H89ZM104 205V204H103ZM160 205H162V204H160ZM187 205V204H186ZM239 205V204H238ZM87 206V205H86ZM178 206H180V205H178ZM96 207V206H95ZM158 208V207H157ZM161 208V207H160ZM37 212V211H36ZM61 212V211H60ZM172 212V211H171ZM223 212V211H222ZM221 212V213H222ZM225 212V211H224ZM178 213V212H177ZM86 215V214H85ZM252 215V214H251ZM106 216V215H105ZM219 216V215H218ZM243 216V215H242ZM246 216V215H245ZM41 217V216H40ZM104 217V216H103ZM113 217V216H112ZM90 218V217H89ZM180 218V217H179ZM201 218V217H200ZM223 218H224V216H219L218 217V220H223ZM239 218V217H238ZM241 218V217H240ZM46 219V218H45ZM110 219V218H109ZM226 219V218H225ZM252 219V218H251ZM92 220V219H91ZM199 220V219H198ZM25 221V220H24ZM88 221V220H87ZM108 221H110V220H108ZM107 221V222H108ZM115 221V220H114ZM155 221V220H154ZM160 221V220H159ZM158 221V222H159ZM162 221V220H161ZM211 220H210V218H209V215L207 214V215H203V217L199 220V221H195V222H200L201 223V225L203 224V223H205V224H203V225H205L206 226V228H207V230H206V234L204 233L205 232V230L204 229H206V228H204L203 230H202V228L204 227H202L199 223H196L195 225H193L192 224V226H191V232H193V233H195L196 234V231H197V229H198V227H199V225L201 226L200 228H201V232L203 231V233L205 234V235H208V237L209 236H212V235H210V232L212 231H210V229H212V228H214V226H215V224H214V226L212 225V223L210 222ZM118 222V221H117ZM157 222V221H156ZM173 222V221H172ZM222 222V221H221ZM225 222V221H224ZM38 223V222H37ZM42 223V222H41ZM46 224H47V222H45ZM52 223V222H51ZM56 223V222H55ZM59 223V222H58ZM73 223H75V222H73ZM72 223V224H73ZM81 223V222H80ZM86 223H88L89 224V222H86ZM91 223V222H90ZM106 223V222H105ZM104 223V224H105ZM111 223H113V221L111 222ZM110 222H109V225L111 224ZM116 223V222H115ZM148 223V222H147ZM228 223V222H227ZM237 223V222H236ZM256 223V222H255ZM36 224V223H35ZM39 224V223H38ZM37 224V225H38ZM50 224V223H49ZM76 224V223H75ZM74 224V225H75ZM79 223H77L76 224V226L78 225ZM85 224V223H84ZM84 224H82V225H84ZM188 224V223H187ZM222 224V223H221ZM231 224V223H230ZM34 225V224H33ZM99 225V224H98ZM115 225H117V224H115ZM220 225V224H219ZM250 225H252L251 223L250 224H248L247 222H245V223H242V222H239V225H238V227H237V229L234 231V233H232L233 235H231V238H228V239H231V245H237V243L238 242H241V240H244L245 242H246V244L244 243V241H242L243 242V244H245V245H247V239H252V237H251V229H252V227L250 226ZM259 225V224H258ZM32 226V225H31ZM55 226V225H54ZM67 226V225H66ZM71 226V225H70ZM80 227H81V225H79ZM97 226V225H96ZM106 226H107V224H106ZM112 225H110V227H111ZM257 226V225H256ZM264 226V225H263ZM14 227V226H13ZM39 227H41V225L39 226ZM45 227V226H44ZM49 227V226H48ZM51 227V226H50ZM58 227L60 228V226L58 225ZM79 227V228H80ZM113 227V226H112ZM111 227V228H112ZM254 227V226H253ZM262 227V226H261ZM15 228V227H14ZM28 227H26V229H27ZM38 228V227H37ZM58 228V231L57 232H59L60 230L62 231V229L63 228H61V229H59ZM65 228V227H64ZM84 228V227H83ZM88 228V227H87ZM102 228H103V226H102ZM251 228V229H250ZM256 228V227H255ZM264 228V227H263ZM34 229V228H33ZM32 229V230H33ZM43 229V228H42ZM49 229V228H48ZM67 229H70V228H67ZM80 229H82V228H80ZM92 229V228H91ZM100 229V228H99ZM105 229H107V228H105ZM109 229V228H108ZM126 229V228H125ZM184 229V228H183ZM254 229V228H253ZM258 229V228H257ZM18 230V229H17ZM24 230V228L22 229V231ZM30 230V229H29ZM54 230V229H53ZM52 230V231H53ZM79 230V229H78ZM112 230V229H111ZM46 231V230H45ZM74 231V230H73ZM89 231V230H88ZM91 231H93L94 232V230H91ZM96 231H97V229H96ZM103 231V230H102ZM195 231V232H194ZM198 231H199V233H200V229H198ZM21 232V231H20ZM24 232V231H23ZM22 232V233H23ZM26 232V231H25ZM28 232V231H27ZM39 231H37L36 233H38ZM48 232V231H47ZM53 232H55V230L53 231ZM64 232H68L67 230H65L64 229ZM110 232H112V231H110ZM115 232V231H114ZM114 232H112V233H114ZM137 232V231H136ZM229 232V231H228ZM35 233V234H36ZM44 233V232H43ZM46 233V232H45ZM69 233V232H68ZM86 233V232H85ZM108 233H109V231H108ZM198 233V234H199ZM203 233H202V235H203ZM256 233V232H255ZM33 234H34V231H33ZM33 234H32V236H33ZM39 234H40V232H39ZM78 234H79V231H78ZM77 233H76V235H78ZM87 234H89V233H87ZM86 234V235H87ZM94 234V233H93ZM105 234V233H104ZM137 234V233H136ZM26 235H28V234H26ZM31 235V234H30ZM37 235V234H36ZM54 235V234H53ZM74 235V234H73ZM83 234H81V236H82ZM108 235V234H107ZM114 235V234H113ZM175 235V234H174ZM194 235V234H193ZM219 235H220V233H219ZM44 236V235H43ZM49 236V235H48ZM60 236V235H59ZM118 236V235H117ZM126 236V235H125ZM195 236H197V235H195ZM261 236V235H260ZM29 237V236H28ZM42 236H40V238H41ZM55 237V236H54ZM57 237V236H56ZM164 237V236H163ZM193 237L194 236H192V239H193ZM203 237H204V235H203ZM214 237V236H213ZM220 237V236H219ZM32 237H30V238H27V239H31ZM35 238V237H34ZM39 238V239H40ZM45 238V237H44ZM48 238V237H47ZM59 238V237H58ZM57 238V239H58ZM66 238V237H65ZM101 238V237H100ZM106 238H109L108 236L106 237ZM172 238H174V237H172ZM18 239V238H17ZM16 239V240H17ZM43 239V238H42ZM41 239V240H42ZM46 239V238H45ZM45 239H43V240H45ZM53 239V238H52ZM57 239H55V240H57ZM72 239V238H71ZM124 239V238H123ZM210 239H212V237L210 238ZM227 239V238H226ZM255 239V238H254ZM48 240V239H47ZM46 240V241H47ZM68 241H70V239H67ZM115 240V239H114ZM117 240V239H116ZM129 240V239H128ZM180 240V239H179ZM253 240V239H252ZM11 241V240H10ZM13 241H14V239H13ZM29 241V240H28ZM33 241H34V239H33ZM35 243H37V241L38 240H36L35 239ZM49 241V240H48ZM65 241V240H64ZM68 241H67V243H68ZM72 241V240H71ZM110 241V240H109ZM112 241V240H111ZM228 241V240H227ZM251 241V240H250ZM257 241V240H256ZM259 241H261V240H259ZM30 242H31V240H30ZM52 242V241H51ZM58 242V241H57ZM60 242V241H59ZM62 242V241H61ZM73 242V241H72ZM76 243L74 244V243H71L70 242V244L68 245H66V244H63V245H60V246H56V244H50V245H48V247H45L47 250H46V253H45V255L47 254V256H49L50 257V259H52L55 263L54 264H71V262H73V261H77V260H74V258H76L75 257V255L76 256H78V254H79V252L82 250V248H83V243L82 242H80L79 240L78 241H75ZM113 242V241H112ZM119 242H121V241H119ZM138 242V241H137ZM147 242V241H146ZM198 242V241H197ZM229 242V241H228ZM227 242V243H228ZM10 243V242H9ZM13 243H15V242H13ZM19 244H22V243H20V242H18ZM28 243V242H27ZM49 243V242H48ZM55 243V242H54ZM203 243V242H202ZM215 243H217L216 242V240L214 241V243L213 244H215ZM249 243V242H248ZM3 244L5 245V243L3 242ZM24 244V243H23ZM19 245V246H23V248L22 249H24V246H26V244L25 245ZM40 244V243H39ZM108 244V243H107ZM113 244H114V246H115V244H116V242H113ZM119 243H117V245H118ZM173 244V243H172ZM181 244V243H180ZM187 243H185L184 245H186ZM251 244V243H250ZM73 245V247H74V253H75V255L73 256V253H72V251H71V253H72V260L70 259L69 260V257L71 256V254L68 252V248H67V246H69V247H71ZM90 245V244H89ZM120 245V244H119ZM207 245H209V244H207ZM215 245H217V244H215ZM223 245V244H222ZM230 245V246H231ZM245 245H241V246H245ZM6 246V245H5ZM10 246V245H9ZM8 246V247H9ZM13 246H15V244L13 245ZM18 245L17 246H15V247H18V248H21V247H19ZM41 246V245H40ZM95 246H96V244H95ZM143 246V245H142ZM171 246V245H170ZM181 246V245H180ZM200 246V245H199ZM213 246V245H212ZM229 246V245H228ZM229 246V247H230ZM254 246V245H253ZM7 247V246H6ZM5 247V248H6ZM15 247H12V248H15ZM32 247V246H31ZM35 247V246H34ZM42 247V246H41ZM89 247V246H88ZM183 247H185V246H183ZM187 247V246H186ZM236 247V246H235ZM237 247H239V245L237 246ZM242 247V248H243ZM263 247V246H262ZM27 248V247H26ZM25 248V249H26ZM39 248V247H38ZM43 248V247H42ZM102 248V247H101ZM176 248V247H175ZM226 248V247H225ZM10 249H11V247H10ZM16 250H18V252H20L21 250H19V249H17V248H15ZM25 249H24V252H25ZM28 249V248H27ZM26 249V250H27ZM29 249H30V247H29ZM96 249V248H95ZM95 249H93V250H95ZM99 249V248H98ZM113 249V248H112ZM117 249V248H116ZM126 249V248H125ZM237 249V250H236ZM239 249H240V247H239ZM255 249V248H254ZM262 249L261 247H259L258 248V246H257V250H258V252H257V250L255 251V253H253V260H252V264H264V254L262 253V252H259L260 250ZM9 250V249H8ZM8 250H6V251H8ZM15 250V251H16ZM31 250V249H30ZM39 250V249H38ZM38 250H37V252H38ZM121 250V249H120ZM180 250V249H179ZM196 250V249H195ZM226 250H227V248H226ZM23 251V250H22ZM34 251V250H33ZM32 251V252H33ZM83 251H85V250H83ZM114 251V253H115V250H113ZM172 251V250H171ZM224 251V250H223ZM222 251V252H223ZM235 251H236V253H233L232 255H231V253H230V255H229V260L228 259H226L225 261L227 262L226 264H245L246 263V261H248V259L250 258V256L251 255H244V253L245 252H243V253H241L240 251H238V248H235ZM241 251H243V249L241 250ZM254 251V250H253ZM2 252H3V254H4V251L2 250ZM10 252V251H9ZM8 252V259H9V261H10V263L11 264H42L43 263V260L42 259H40L41 261H38V255H36V254H33V255H31V256H27L28 258H30V260H31V262H28L29 261V259H24V257H20L18 254H17V252H10L9 253ZM28 252V251H27ZM36 252V251H35ZM34 252V253H35ZM43 252V251H42ZM44 252H45V250H44ZM43 252V253H44ZM82 252V251H81ZM81 252H80V254H81ZM183 252V251H182ZM210 252V251H209ZM264 252V251H263ZM7 253V252H6ZM83 253V252H82ZM87 253V252H86ZM93 253V256L92 257H94V262L96 263V264H100V262H101V260H102V258H101V256H100V254L98 253V252H95V251H93L92 252ZM118 253V252H117ZM21 254H23V252L21 253ZM79 254V255H80ZM119 254V253H118ZM117 254V255H118ZM121 254V253H120ZM182 254V253H181ZM221 254V253H220ZM1 255H2V253H1ZM27 255V254H26ZM44 255V256H45ZM70 255V256H69ZM90 255V254H89ZM110 255V254H109ZM112 255V254H111ZM113 255H115V254H113ZM4 256V255H3ZM23 256V255H22ZM40 256V255H39ZM43 256V255H42ZM80 256H84V255H80ZM173 256V255H172ZM218 256V255H217ZM220 256V255H219ZM219 256L216 258V260L219 258ZM41 257V256H40ZM108 257V256H107ZM110 257V256H109ZM145 257V256H144ZM1 258V257H0ZM43 259H45L44 257H42ZM71 258V257H70ZM85 258V257H84ZM174 258V257H173ZM208 258H209V256H208ZM7 259V258H6ZM90 259H91V256H90ZM155 259V258H154ZM201 259V258H200ZM47 260H48V258H47ZM47 260H45V262L47 261ZM70 262H69V261ZM80 260V259H79ZM104 260V259H103ZM219 260V259H218ZM111 261V260H110ZM151 261V260H150ZM6 262H8L7 260H6ZM75 262H73V264L75 263ZM121 262V261H120ZM175 262V261H174ZM77 263V262H76ZM83 263H85V262H83ZM172 263V262H171ZM185 263V262H184ZM225 263V262H224ZM9 264V263H8ZM45 264H47V262L45 263ZM49 264V263H48ZM105 264V263H104ZM120 264V263H119ZM174 264V263H173ZM222 264V263H221Z\"/></svg>", "mask_w": 264, "mask_h": 264}]
</instances>
